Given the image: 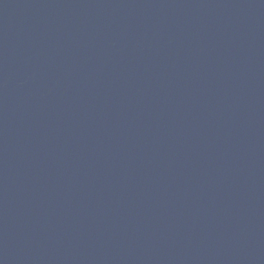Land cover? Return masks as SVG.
<instances>
[{
    "label": "water",
    "instance_id": "water-1",
    "mask_svg": "<svg viewBox=\"0 0 264 264\" xmlns=\"http://www.w3.org/2000/svg\"><path fill=\"white\" fill-rule=\"evenodd\" d=\"M0 264H264V0H0Z\"/></svg>",
    "mask_w": 264,
    "mask_h": 264
}]
</instances>
